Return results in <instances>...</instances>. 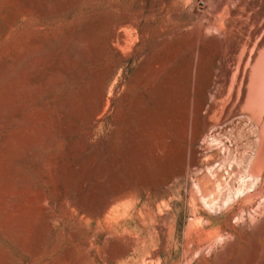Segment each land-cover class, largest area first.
<instances>
[{"label":"rangeland","instance_id":"obj_1","mask_svg":"<svg viewBox=\"0 0 264 264\" xmlns=\"http://www.w3.org/2000/svg\"><path fill=\"white\" fill-rule=\"evenodd\" d=\"M0 264H264V0H0Z\"/></svg>","mask_w":264,"mask_h":264},{"label":"bare ground","instance_id":"obj_2","mask_svg":"<svg viewBox=\"0 0 264 264\" xmlns=\"http://www.w3.org/2000/svg\"><path fill=\"white\" fill-rule=\"evenodd\" d=\"M232 28H233V27H232ZM229 29H231V28H229ZM233 46H234V45H233ZM236 46H237V45H236ZM235 48H236V47H235ZM237 49H238V48H237ZM237 49H236V50H237Z\"/></svg>","mask_w":264,"mask_h":264}]
</instances>
